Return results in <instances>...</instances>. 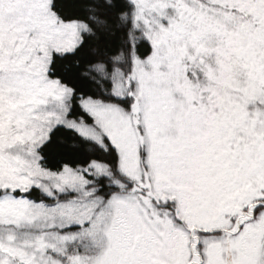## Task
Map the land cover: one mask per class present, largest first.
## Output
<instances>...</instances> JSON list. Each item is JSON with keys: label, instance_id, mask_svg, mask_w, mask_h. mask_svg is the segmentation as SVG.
<instances>
[{"label": "snow or ice", "instance_id": "6c2138e0", "mask_svg": "<svg viewBox=\"0 0 264 264\" xmlns=\"http://www.w3.org/2000/svg\"><path fill=\"white\" fill-rule=\"evenodd\" d=\"M0 264H264V0H0Z\"/></svg>", "mask_w": 264, "mask_h": 264}]
</instances>
